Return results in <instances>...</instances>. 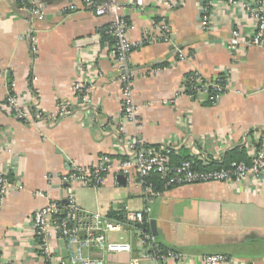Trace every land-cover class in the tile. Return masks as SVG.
I'll return each mask as SVG.
<instances>
[{"label": "crops", "instance_id": "crops-1", "mask_svg": "<svg viewBox=\"0 0 264 264\" xmlns=\"http://www.w3.org/2000/svg\"><path fill=\"white\" fill-rule=\"evenodd\" d=\"M117 1L131 26L130 41L137 43L147 34L158 39L135 47L129 59L137 124L124 123L114 40L109 32L101 33L113 15L97 16L81 0H37L44 11L39 19L16 11V0H0V173L14 185L0 210L6 264H42L32 218L49 202L64 199L61 180L73 166L88 169L102 156L110 159L104 185L75 188L82 208L107 216L112 208L145 207L141 179L120 170L127 156L125 138L139 135L149 146L167 144L175 152L223 161L236 147L245 148L251 158L264 135V45L242 47L236 58L228 48L234 31L255 33L243 3L215 2L210 27L203 29L201 0H169V5L144 0L142 7L133 0ZM71 5L77 9L69 11ZM159 22L169 28V41L161 40ZM228 71V91L217 104L185 88L190 73L212 80ZM78 80L92 84L87 106L73 91ZM9 93L38 107L43 116L17 119L6 105ZM60 101H69L73 112L60 117ZM121 175L125 179L120 181ZM150 205L151 232L167 249L186 253L191 264H203L201 257L212 254L231 258L221 264H264V177L182 184L166 189ZM108 236L131 242L133 252L87 253L103 257L106 264H130L142 251L130 228ZM49 243L56 257L52 264H70L55 231Z\"/></svg>", "mask_w": 264, "mask_h": 264}, {"label": "built area", "instance_id": "built-area-1", "mask_svg": "<svg viewBox=\"0 0 264 264\" xmlns=\"http://www.w3.org/2000/svg\"><path fill=\"white\" fill-rule=\"evenodd\" d=\"M225 1L228 5L243 3L249 15L255 21V33L251 36L234 31L233 37L228 43L234 58L242 47L264 45V5L263 0H201V27L208 29L211 23V9L215 2ZM18 6L41 19L44 11L37 0H16ZM85 7L92 9L97 16L106 14L113 15L114 19L110 26V33L115 39L114 63L119 72L121 83V94L123 103L124 123H138V105L133 92V73L129 67L130 55L135 47L151 43L158 40L151 35H145L141 41L135 43L129 40L128 31L130 24L122 14L123 7L117 0H81ZM169 5V0H162ZM139 7L144 6V0H133ZM172 6V5H171ZM77 7L71 5L68 10L75 11ZM162 28L161 40H170V31L167 25L158 23ZM178 56L184 59L186 54L179 50ZM229 71L225 75H218L212 80L204 79L199 73L193 72L185 79V88L191 92L202 94L207 100L214 104L221 101L228 91ZM189 84V86L187 85ZM73 91L81 106L90 103L92 84L86 80H78L73 83ZM6 105L17 119L24 121L39 119L43 113L38 107L27 105V102L15 93H9L6 98ZM73 112L69 101H60L58 114L60 117L67 116ZM123 128V127H122ZM128 140L124 148L125 159L120 162V170L128 175L134 174L141 179V187L146 205L142 210L132 211L126 209V222L110 219L106 215L89 211L78 205L75 198V188L77 186L100 187L106 181V175L110 169V159L102 156L98 163L91 168H81L73 166L61 180L65 185V196L63 200L52 201L36 210L33 215L34 234L38 240V251L41 255L42 264H52L55 251L50 246L49 237L55 231L65 242L68 251L70 264H106L103 257H93L87 250L98 249L104 253H132L133 245L129 241L121 238L118 241L111 240L108 236L111 232H121L127 228L135 231L136 239L142 248L139 255L133 256L130 264H166L175 261L178 264H191V258L186 253L175 250H164L149 229L142 228L145 223H149V216L152 208L151 203L161 196L163 192L155 190L152 183L147 179L153 173H158L164 181L166 189L182 184L205 183V182H225L231 183L240 181L247 177H264V135L260 138L251 156V162L233 161L227 167L220 169L200 170L196 169L191 161H183L174 164L171 156L174 148L170 145L149 146L139 135ZM125 144L123 143V147ZM204 165L212 160L201 159ZM222 162L221 159H217ZM13 183L10 178L0 173V210L3 207L5 198L11 192ZM17 187V186H16ZM20 188V187H18ZM42 195L41 192H37ZM139 224L140 227H136ZM52 226V227H51ZM84 236H81V233ZM231 260L227 255L212 254L203 255V264H221ZM0 264H6L2 260L0 248Z\"/></svg>", "mask_w": 264, "mask_h": 264}, {"label": "trees", "instance_id": "trees-1", "mask_svg": "<svg viewBox=\"0 0 264 264\" xmlns=\"http://www.w3.org/2000/svg\"><path fill=\"white\" fill-rule=\"evenodd\" d=\"M107 32H109L110 36L112 37V40H114V46H115V39L110 33V27L107 28V29H103L101 31L103 36H105L107 34ZM190 74L187 75V78L189 77ZM187 85L189 86V84H187ZM207 102L210 105L214 104V103H212L209 100H207ZM125 158H126V156L123 159H125ZM186 160L193 162L194 165H195V168L196 169H200V170L224 168V167H227L233 161H245L247 163L251 162V158H250L249 154L247 153V150L245 148H243V147H236V148H233V149L229 150L227 152V154L224 156L222 162L211 161L207 165H204L203 161L201 159H199L197 156L188 154V153L184 152L183 149L181 151H179V152H175L171 156V161L174 164H180L181 162L186 161ZM147 180L150 183H152V185H153L155 190H158V191H161V192H164L166 190L165 183L160 178L158 173L151 174L150 177ZM107 216L110 219H114V220L121 221V222H126V211H120V210H116V209L112 208L109 211V213L107 214ZM136 227H140V225L137 224ZM141 227L142 228H147V229H149L151 231L150 223H145V225L144 226L142 225ZM162 248L164 250H172L170 248L167 249L163 245H162Z\"/></svg>", "mask_w": 264, "mask_h": 264}, {"label": "water", "instance_id": "water-1", "mask_svg": "<svg viewBox=\"0 0 264 264\" xmlns=\"http://www.w3.org/2000/svg\"><path fill=\"white\" fill-rule=\"evenodd\" d=\"M17 5H18V4H17ZM15 10L18 11V12H21V13H25V12H24L25 10H21L20 8H17V7H15ZM26 14H27V11H26ZM124 179H125V176H122V175H121L120 178H119L120 181H121V180H124ZM82 233H83V232H82ZM82 233H81V234H82ZM63 243L65 244L64 241H63ZM62 252L65 253L66 255H67V253H68V251H67L66 248H62Z\"/></svg>", "mask_w": 264, "mask_h": 264}]
</instances>
